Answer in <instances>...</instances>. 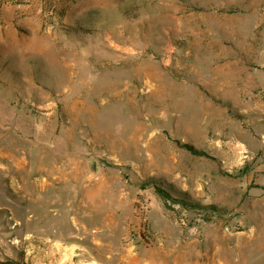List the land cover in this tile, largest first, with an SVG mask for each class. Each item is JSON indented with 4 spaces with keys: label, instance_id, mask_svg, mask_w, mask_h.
<instances>
[{
    "label": "rangeland",
    "instance_id": "1",
    "mask_svg": "<svg viewBox=\"0 0 264 264\" xmlns=\"http://www.w3.org/2000/svg\"><path fill=\"white\" fill-rule=\"evenodd\" d=\"M0 264H264V0H0Z\"/></svg>",
    "mask_w": 264,
    "mask_h": 264
},
{
    "label": "trees",
    "instance_id": "2",
    "mask_svg": "<svg viewBox=\"0 0 264 264\" xmlns=\"http://www.w3.org/2000/svg\"><path fill=\"white\" fill-rule=\"evenodd\" d=\"M184 147L187 150H189L194 155L204 154V153H200L198 151H195L190 146H184ZM149 186H154L155 187L156 193L165 202L166 205L169 204L170 202H172V203H177V204L181 205L184 208H192V209L200 208L199 205H196V204H194V203H192L190 201H187L186 199H175V198H173L167 190H165V189H163L161 187H158L156 181H154V180H149V181L144 182L142 184L141 188L145 189V188H148ZM205 208L209 209V210H212L211 212L216 211V208L213 207V206H209V207H205Z\"/></svg>",
    "mask_w": 264,
    "mask_h": 264
},
{
    "label": "water",
    "instance_id": "3",
    "mask_svg": "<svg viewBox=\"0 0 264 264\" xmlns=\"http://www.w3.org/2000/svg\"><path fill=\"white\" fill-rule=\"evenodd\" d=\"M90 169H91V171H94V164L91 165ZM241 219H242L241 216H237V217L235 218V221H240Z\"/></svg>",
    "mask_w": 264,
    "mask_h": 264
}]
</instances>
